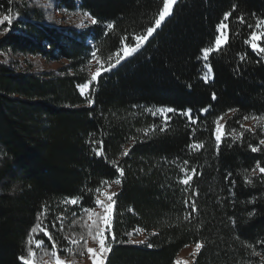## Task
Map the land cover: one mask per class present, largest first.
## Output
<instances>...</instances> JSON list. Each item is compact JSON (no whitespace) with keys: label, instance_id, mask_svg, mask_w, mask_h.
<instances>
[{"label":"trees","instance_id":"trees-1","mask_svg":"<svg viewBox=\"0 0 264 264\" xmlns=\"http://www.w3.org/2000/svg\"><path fill=\"white\" fill-rule=\"evenodd\" d=\"M160 7L162 0H0V13L13 15L0 37V52L12 54L0 61V264H22L37 223L48 226L60 257H82V209H94L95 190L118 178L115 241L105 264H174L197 241L204 246L194 264H264V173L256 167H264V121L243 127L264 116V53L244 43L264 20V0H176L136 53L101 73L91 95L77 87L89 79L94 49L106 61L120 38L141 34ZM77 10L97 23L78 30L55 19V11ZM225 12L228 43L209 56L205 81L201 50L211 46ZM30 57L64 65L40 70ZM156 108L175 109L166 125L152 115ZM189 110L195 123L181 115ZM200 142L202 148L190 147ZM186 175L193 176L187 186L180 182ZM77 196L79 205L63 203ZM192 202L197 211L186 220ZM42 206L47 215L38 219ZM31 236L33 251L51 256V241ZM74 236L79 243L70 245ZM35 239L44 245L37 248Z\"/></svg>","mask_w":264,"mask_h":264},{"label":"snow or ice","instance_id":"snow-or-ice-1","mask_svg":"<svg viewBox=\"0 0 264 264\" xmlns=\"http://www.w3.org/2000/svg\"><path fill=\"white\" fill-rule=\"evenodd\" d=\"M11 3V0H9ZM176 3V0H162V7L159 8L158 14L155 17L154 22L151 23L150 26H148L141 34L135 35L133 34L132 36L124 35L120 38V46L117 48L115 52V64H112L111 62L108 63L107 67L104 66L103 62H100V67L96 68V71L93 72L90 76V78L83 83H80L77 85L79 88L81 94H84L86 90L90 89V86L93 85L95 81H97V78L101 75L102 71H110L113 67L116 65L120 64L122 60H125L127 57L133 55L136 53L144 43H146L149 40V37L152 36V34L162 25V23L172 14V9L173 5ZM236 5H233V11L235 10ZM231 15V12H225L223 14V19L221 20L220 23L216 25V32L217 34L214 36L213 41L211 42V46L209 47H204L201 50L202 58L203 60L207 61L209 59V56L213 54L214 52L220 51L225 44L228 43V24L225 23V21L228 20L229 16ZM85 17L89 18L90 23L96 24L97 21L94 17H90L88 13H84ZM238 20L240 23L244 22V17L241 15L238 17ZM13 21V15L11 14V9L8 10L7 14L0 13V24H4L7 22V24L10 26ZM264 25V20H259L256 23V28L259 29L261 26ZM249 28L252 27V25L248 26ZM107 29H113L114 28V23H108L106 25ZM8 29L5 28L4 32H7ZM3 34V33H0ZM108 33L106 32L105 35ZM264 40V32H257V31H252L248 39L244 41L245 44H248L254 51H257L258 53H264V47H261L259 44V41ZM131 41V43H129ZM98 49H94L93 52L91 53V56L93 59H96L97 61H100L99 56L97 55ZM122 53V54H121ZM109 61H111L112 57H108ZM243 59V56L241 57ZM89 65H91V61H89ZM205 68L207 69L206 74L204 75V79L207 81L210 78L212 69L209 64H205ZM91 95V92L89 91L88 93ZM213 99H215V93H213ZM89 103H92L91 100H89ZM175 109L172 108H161L158 109L157 112H153L152 115H157L159 114L165 123L167 124L168 120L170 117L168 116V113L174 112ZM203 111H207V109H203ZM230 111L235 112L236 109H231ZM181 115H186L189 118L190 123H195V121L192 119V114L191 110L188 112L181 113ZM245 119H248V117H244ZM254 120L258 121H264V116L260 117H252ZM222 119V117H218L216 124L217 127L214 130V135H215V140L217 141V144H219L222 141L223 136L225 133L222 132L223 125L219 124V120ZM155 128V126H153ZM161 131L164 129L161 128ZM144 132L147 133L148 129H144ZM231 134V133H229ZM241 136L243 133L240 134ZM240 137L237 136L236 139H239ZM95 143V142H93ZM260 145H264V139H261L259 141ZM102 145V142H101ZM190 147H193L195 149H200L203 147V142L200 143H193ZM251 150L253 152L259 151V147H253L252 145H249ZM97 155H103V152L100 151L99 149L96 150ZM128 154V149H125L122 155H127ZM113 165L115 166L116 162L112 161ZM187 163V162H185ZM256 167L259 169L260 173H264V167H261L259 162L257 163ZM120 176L122 177L124 175V171L122 168L117 167L116 169ZM192 172L195 173L196 169H192ZM255 175V169H253L252 173L250 176H245V180L248 183H252L251 176ZM193 179L192 175H186L185 178H183L180 182L183 185H189V182ZM102 184L108 183L107 181H102ZM115 184L119 185L121 184V179H116L114 181ZM97 193H99L100 189L97 188L95 190ZM107 198V202L100 200L99 198H96L94 200V205L99 206L100 208L103 209V213H97L93 210V208H83L82 211L84 213L89 214V219H91L93 216L96 217V219H92V224L90 226L89 230V235L92 236V239L95 242H98L99 245V251H96V249L93 248H87V252L90 256V259L92 260V264H105V260L108 256V253L112 250V242L115 241V234L112 232V222H113V214H114V206L116 204V201L114 197L117 195L116 193H105L104 194ZM82 197H70L66 200L63 201L64 204H70V205H79L81 203ZM188 201H185V204H188ZM191 212L189 213L188 216L185 217V219H189L191 216L192 212L197 211V206L195 202H192L191 205ZM47 215V209L46 207L42 206L41 213H38V219L39 216ZM73 216L76 215V213L72 214ZM101 221L103 226L101 227ZM73 224H75V221H73ZM53 228L56 227V224L53 223L51 225ZM61 228H63V225H61ZM32 233H37L40 234L42 233L49 241H51V255L55 257V264H67V262L63 259L60 258L58 254V249H57V243L53 239V235L51 232L48 230V226L45 225L41 227L40 223H37L32 227L30 230V235L28 239V247H27V254L26 255H21L18 257V259L22 262V264H36L35 260V252L33 251V248L31 247L33 243V238L31 236ZM131 235V233H129ZM67 239V237H65ZM130 243H140L143 244L144 241H129ZM68 243L70 245H76L79 243L78 240L76 239H70L68 240ZM87 242L85 241V244ZM42 245H44V241L42 239H35V246L37 248H40ZM149 247L152 245L149 244ZM204 246L202 241H197L195 243V249L193 250L192 253V261L193 264L195 262L197 254L201 251L202 247ZM65 251H71V249H65Z\"/></svg>","mask_w":264,"mask_h":264},{"label":"rangeland","instance_id":"rangeland-1","mask_svg":"<svg viewBox=\"0 0 264 264\" xmlns=\"http://www.w3.org/2000/svg\"><path fill=\"white\" fill-rule=\"evenodd\" d=\"M54 16H55V19L63 20L66 25H73L78 30H82V29L92 25V23H90V21H89V18L85 17L84 13L79 11V10L74 11V12L55 11ZM4 29H5L4 24H0V33H3V34H0V37H2L5 34ZM256 31L261 32L260 28L256 29ZM11 57H12V54H10L9 52L8 53L0 52V61H5ZM111 57H112L111 61H109V59H107L106 61H103L101 59H100V61H97L96 59H93L91 57V59H90L91 65H88L89 78H90L91 74L96 71V68L100 67V62H103L105 67H107L109 62H111L112 64H115V60H116L115 54L112 55ZM30 60H32L33 64H35L37 66V69L45 70V71H56L58 68H60L61 66L64 65L63 61H50V62H48L42 58H32V57H30ZM201 60L203 62L201 76H202V79L205 80L204 75L206 74V71H207V69L205 68L206 61L203 60V58H201ZM102 72H104V71H102ZM210 78H211V75H210ZM210 78L208 80H210ZM88 91L89 90H86L85 93L82 95L86 96L88 94ZM158 109H161V108L153 109L152 113L157 112ZM157 115H159V114H157ZM225 118L226 117L223 116L222 119L219 120V124L224 126ZM259 123H260V121L254 120L252 118V119L246 121L243 124V127L253 129L255 126L259 125ZM216 127H217V124L215 125V129H216ZM222 132H223V129H222ZM214 137H215V135H214ZM117 187H118V185L115 184L114 182L106 184L103 187V189L99 192V195L97 198H99L102 201L107 202V198L104 194L105 193H109V194L116 193ZM93 210L97 213H101V214L103 213V209L100 208L99 206H95V208ZM92 219H96V217L93 216L91 219H89V214L83 212V214L81 216V220L79 221V223H80L79 227L84 230L85 234H82V235L86 236L85 241L87 243L84 244V252L85 253L82 257H79V258H69L68 259V258L60 257L61 259L65 260L67 262V264H92V260L90 259V256L87 252V248H93V249H96V251H99L98 242H95L92 239V236L89 235V230H90V226L92 224ZM102 226H103V224L101 221V227ZM80 238L81 237H79V236H74V239H76L78 241L80 240ZM194 249H195V244L187 245L186 247H184L179 253H177L175 260H174V264H190L192 262V253H193ZM35 260H36V264H55V257H53L52 255L47 256V257H39L36 254Z\"/></svg>","mask_w":264,"mask_h":264}]
</instances>
